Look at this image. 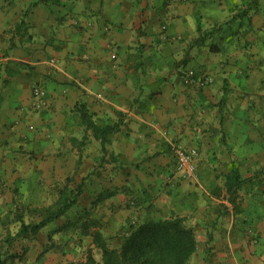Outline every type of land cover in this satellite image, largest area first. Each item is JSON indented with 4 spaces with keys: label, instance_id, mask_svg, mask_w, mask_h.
Masks as SVG:
<instances>
[{
    "label": "crops",
    "instance_id": "obj_1",
    "mask_svg": "<svg viewBox=\"0 0 264 264\" xmlns=\"http://www.w3.org/2000/svg\"><path fill=\"white\" fill-rule=\"evenodd\" d=\"M79 103L118 124L103 143ZM175 146L197 150L194 178ZM77 184L22 264L100 262L93 231L118 249L173 215L196 234L185 264H264V0H0V264L13 209L38 222Z\"/></svg>",
    "mask_w": 264,
    "mask_h": 264
},
{
    "label": "trees",
    "instance_id": "obj_2",
    "mask_svg": "<svg viewBox=\"0 0 264 264\" xmlns=\"http://www.w3.org/2000/svg\"><path fill=\"white\" fill-rule=\"evenodd\" d=\"M77 106L85 130H89L93 138L101 139V143L107 133L118 128L117 123L106 126L96 124L84 104ZM244 181L237 172H233L227 177V190L230 192ZM80 189L81 184H77L70 193L67 188L61 189L56 206L40 211L41 218L37 223L26 224L19 216V230L8 240L27 234L35 235L47 223L58 219L76 201ZM91 236L94 246L101 251V261L97 262L92 250L88 249L85 261L71 264H185L197 246L194 228L187 224L185 217L179 215L132 225L118 249L107 247L98 230L93 231Z\"/></svg>",
    "mask_w": 264,
    "mask_h": 264
},
{
    "label": "built area",
    "instance_id": "obj_3",
    "mask_svg": "<svg viewBox=\"0 0 264 264\" xmlns=\"http://www.w3.org/2000/svg\"><path fill=\"white\" fill-rule=\"evenodd\" d=\"M185 81L187 83L195 82L198 86L203 87L208 83L209 79L197 75L194 70L190 69L185 73ZM33 96L36 99L34 102L35 106L39 107L46 96V91L39 87H34ZM173 151L176 157V171L181 173L183 177L194 178L196 173L194 161L197 156V150L195 148H183L181 146H175Z\"/></svg>",
    "mask_w": 264,
    "mask_h": 264
},
{
    "label": "rangeland",
    "instance_id": "obj_4",
    "mask_svg": "<svg viewBox=\"0 0 264 264\" xmlns=\"http://www.w3.org/2000/svg\"><path fill=\"white\" fill-rule=\"evenodd\" d=\"M19 216L23 218H26L28 223H34L37 222V218L39 217L38 214L34 209L28 208L24 210H20L19 208L13 209L12 211V218L13 220H9L7 223L8 228V236L6 239V248L8 250L7 255H13L12 257L8 256V260L10 263L8 264H22L21 259L25 254H27L28 250H30L31 246L35 244V235H27V236H21V237H15L13 240H8L19 230L20 224L17 226L15 224V221H19ZM17 217V218H16ZM21 223V222H20ZM17 230V231H16ZM43 236V235H42ZM41 237V236H40ZM34 247V246H33ZM10 252V253H9Z\"/></svg>",
    "mask_w": 264,
    "mask_h": 264
}]
</instances>
